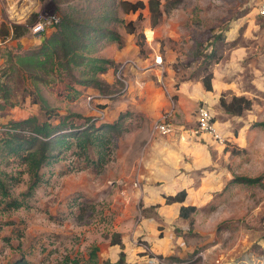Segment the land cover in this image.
I'll return each mask as SVG.
<instances>
[{
	"label": "rangeland",
	"instance_id": "obj_1",
	"mask_svg": "<svg viewBox=\"0 0 264 264\" xmlns=\"http://www.w3.org/2000/svg\"><path fill=\"white\" fill-rule=\"evenodd\" d=\"M89 2L0 0V174L6 177L13 197L21 198L31 182L20 159L6 154L7 142L14 141L1 129L4 124L29 116L44 121L50 113L54 115L50 117L52 123L63 116L75 118L73 114H80L92 116L97 124H111L122 114L128 132L113 135L107 174L115 180V187L121 185L118 175L132 172V166L138 176L123 178L127 196L122 199L127 206L111 207L117 204L114 198L120 197L113 195L104 201L100 195L105 185L112 187L109 178L93 173L90 164V170L81 171L86 162L78 157L71 168L67 158L75 148L61 152V160L44 169V182L34 195L25 198L27 206L10 210L0 206V264H12L22 256L31 264H86L93 247L98 249L100 263V244L109 241L116 232L114 225L124 223L127 213L138 220L142 216L150 222L153 218L160 220V205L152 202L157 199L155 190L168 180L157 174L168 175L175 172L173 167L183 170L188 164H197L200 169L193 171L194 175L204 174L207 189L217 191L211 196L194 192V201L201 204L208 198V203L188 218L168 223L173 224L176 234L171 254L182 257V264H240L243 259L246 264H261L255 258L264 255V184L229 182L234 176L264 175V129L252 126L264 122V17L257 13L264 0H182L153 27L155 35L149 43H142L139 37L140 31L150 27L147 8L140 11L138 19V12L125 14L117 7L118 17L136 23L137 35L126 32L123 23H111L124 44L107 42L91 54L114 62L100 76L103 83L99 87L80 85L65 72H54L46 76L47 81H35L21 70L3 73L12 63L11 55L40 47L39 34L30 29L34 23L51 22L41 33L48 36L55 31V20L70 8L92 11L95 3ZM212 50L217 62L204 58ZM156 56L162 58L157 67L152 65ZM125 59H131L134 66L125 68L123 76L130 84L123 90L115 71ZM206 66L213 74L210 101L201 97L204 89L200 79ZM138 79H144L145 84H137ZM179 88L184 94L180 93L181 110L175 94ZM187 90L197 95L196 104ZM4 93L7 99H3ZM220 96L226 101L232 96H245L252 102L251 109L240 115L227 113L219 104ZM162 99L169 102L168 110L173 108L170 123L174 129L166 135L153 130L167 109H161ZM202 105L212 112L218 138L195 132L197 107ZM94 152L91 148L90 156ZM154 158L159 161L151 170L145 160ZM213 169L215 175L210 172ZM81 194L87 198L82 200ZM165 213L174 218L176 210L168 208ZM130 230L126 229L127 234ZM170 236L165 230L160 241L163 248L170 246ZM176 258L159 257L180 264Z\"/></svg>",
	"mask_w": 264,
	"mask_h": 264
},
{
	"label": "trees",
	"instance_id": "obj_2",
	"mask_svg": "<svg viewBox=\"0 0 264 264\" xmlns=\"http://www.w3.org/2000/svg\"><path fill=\"white\" fill-rule=\"evenodd\" d=\"M89 1L91 4L92 1L95 3L92 11L86 12L70 8L58 19L54 32L45 37L41 34L38 35L42 40L40 47L23 54L11 55L9 61L12 63L6 70H3V73L21 70L28 73L35 81H47L46 76L54 72L59 74L65 72L80 85L99 87L103 83L100 76L107 72L114 62L109 58L92 56L91 54L97 47L101 48L107 42H115L120 46L124 44L121 34L112 27L111 23H123L126 32L137 35L136 23L133 20L125 21L123 18L118 17L116 8L120 7L125 14L138 12V19L141 17L140 11L147 8L150 27L153 29L160 22L163 15L168 14L182 0H148L146 3L143 0ZM139 37L143 43L145 41L143 31H140ZM223 37V35L218 36V38ZM204 58L209 59V61L213 59L214 62L219 60L215 57L214 50L209 54L205 53ZM209 64L208 62L207 65ZM75 73L79 76H76ZM212 78L213 74L207 71L206 66L200 82L207 92L213 90ZM5 98L7 99L8 96L4 93L3 99ZM219 104L227 113L232 115H240L245 110H250L252 106L251 100L245 96H232L230 101H226L220 96ZM45 107V101L42 100V108ZM1 108H3L2 104H0ZM46 114H49L47 110ZM73 115L75 118L60 117L58 123L50 122V117L54 116H51V113L49 118L44 121H40L36 116H29L1 126V129H4L8 137L14 141V144L7 142L6 154L20 159L25 165V171L29 174L31 180L28 189L21 193V198H18L12 196L6 177L0 174V206L5 210L27 206L25 198L34 195L36 188L44 182L42 179L44 169L50 168L59 162L61 152H67L72 148L76 149L67 158L71 168H73V164L77 163L76 157H78L86 162V166L79 168L81 171L90 170L89 164L96 175L104 171L110 161V146L113 135H123V133L128 132L127 127L123 124L122 114L111 124H97L98 122L92 116ZM252 126L264 129V122H257ZM91 148L95 150L94 156H90L89 150ZM263 178L264 175L258 177L234 176L229 183L253 186L262 183ZM14 182L18 183L20 180L15 179ZM186 196L185 189L179 190L174 195H163L165 202L168 204L173 202L183 203ZM196 211L195 206L182 205L179 209V216L186 219ZM160 236L162 235L160 234ZM109 244L119 246L118 259L115 262L108 259L103 260L102 264H127L121 235L117 232L112 234V237H109ZM97 250V247L92 248L86 264H99ZM178 262L180 264L184 263L183 260H178ZM12 264L31 263L22 256Z\"/></svg>",
	"mask_w": 264,
	"mask_h": 264
},
{
	"label": "crops",
	"instance_id": "obj_3",
	"mask_svg": "<svg viewBox=\"0 0 264 264\" xmlns=\"http://www.w3.org/2000/svg\"><path fill=\"white\" fill-rule=\"evenodd\" d=\"M141 78V77H140ZM142 79V78H141ZM139 81L136 80V83L139 84V82H142V84H145V80L143 79V81ZM131 83H134V78H132ZM203 87V86H202ZM204 89V88H203ZM180 90H182V88H179L178 91L175 92L176 95H178L177 98V107L178 110H181L180 107L183 105V91L182 93L179 92ZM187 92V96L191 97V100L194 99L193 104H196L195 99H197V95L193 94V93H189L188 90ZM182 95H181V94ZM209 92L204 90V93H202L201 97L204 101H210V99L212 100L213 96H209L208 95ZM210 94H213L210 92ZM128 95V94H127ZM182 96V97H181ZM163 103V107L165 108H161L162 110H165L167 108L168 105V101L166 100H161ZM168 110V108L166 109V111ZM157 143V142H156ZM155 143V144H156ZM157 146V145H155ZM140 160V158H139ZM143 160V157H141V160ZM147 161L146 163H149L147 166L151 168L153 165H157L156 163H158V159L156 160L155 158L153 160L149 159V160H145ZM141 163V162H140ZM109 164V163H108ZM107 164V165H108ZM134 165V164H133ZM151 165V166H150ZM51 168V167H50ZM199 168V166L197 164L195 165H191L188 164V168H184L182 169H178L175 170L176 167H173L172 169L175 172L171 171V175L170 174H161L158 173L157 177L162 179L167 177V182L166 185H161L160 188H157L159 190H155L154 195H157V199L154 200L152 202V204H159L160 207H158V213L160 215V220H156V219H152L151 222L148 221V219H146L144 216H142L139 220L135 218L134 215L132 214H128L125 217V222L124 223H120V224H116L115 226V230L117 233H119L121 235V239H122V243L124 246V252L126 254V261L127 264H152L150 262V258L151 256L154 257H165V255L171 256L174 255L175 257H177V260H181L182 257H179L177 254H171L174 250L173 248H171L172 246H175V241L176 240V234L174 233V229L175 227L173 226V224H171V226L168 224L169 222H173L174 219H176L178 221V218L181 219V217L179 216V209L180 206L184 205V206H195L196 209H202L203 206L202 205H206L209 201V199L207 198L206 200H204L201 204H198V202L194 201L195 199L192 198V195L194 194V192L196 191H201L204 195L207 196H211V194L213 193V191H217V190H210L207 189V179L205 180V176L204 174H200L196 176V174L194 175L193 171H198L197 169ZM200 169V168H199ZM109 170V165L105 167L104 171L99 174L100 177H102L104 179L105 178H109L108 179V183L112 184V187H107L105 185V188L103 190V192L100 193L102 199H104V201H109V198L111 196L114 195V197H120V198H114L116 201V205H111V207H120L121 205L127 206L128 202L125 199H122V197L127 196V189L124 187L126 186V182L123 178H131L135 175L138 176V172H134L135 167L132 166L131 170L132 172H128V174L123 175L122 173H120L118 175V180L120 181L119 184H123V186L121 185H116L113 179H110L111 177L107 174ZM206 174V170L202 171ZM211 174L216 173V171L213 169L210 171ZM206 177H208L206 175ZM181 189H185L187 196L186 199L183 203H179V202H173L171 204H166L165 199L163 197V195H174L176 194L179 190ZM86 191V190H85ZM222 191V190H221ZM220 191V192H221ZM144 194H146V192H143ZM82 195V194H81ZM87 197H83L82 195V200L86 199ZM101 199V198H100ZM101 199V200H102ZM148 206V205H147ZM168 208H172L173 210H176V214L174 215V218H170L165 211ZM128 220V221H127ZM154 221L156 222L154 225L155 227H153V223ZM159 221V222H158ZM159 226H164L160 231L158 230ZM130 228V234H127L126 229ZM165 230L170 231V246L163 248L162 244L160 243V241H162L163 239V233L165 234ZM162 234V236H160V234ZM181 238V237H179ZM137 239H140V242L137 241ZM151 251V252H149ZM120 252V248L118 245H110L109 241H104L100 244V250L98 253V259H99V264H102L103 260H110L111 262H115L118 259V253ZM202 255V254H201ZM101 257V258H100ZM246 261L243 259L242 262L240 264H246ZM252 262V260L250 261ZM200 261L196 262L195 264H199ZM239 264V263H238Z\"/></svg>",
	"mask_w": 264,
	"mask_h": 264
},
{
	"label": "built area",
	"instance_id": "obj_4",
	"mask_svg": "<svg viewBox=\"0 0 264 264\" xmlns=\"http://www.w3.org/2000/svg\"><path fill=\"white\" fill-rule=\"evenodd\" d=\"M258 15L264 17V6H262L257 11ZM58 22V19L55 20V24ZM53 24V23H52ZM51 25V22L45 23V22H36L31 26V32L33 34H41L46 30V26ZM154 30L150 27L148 29L143 30V36L144 40L149 43L150 41H153L154 39ZM162 62L161 56H156L154 58V62H152V65L159 66ZM127 66H134V63L131 59H125L122 62L119 63V66L117 67L115 74L117 76V79L122 83L123 90H126L129 87V80H127L126 74L124 73L125 68ZM125 74V77L123 76ZM161 84L163 85L164 82L161 81ZM173 114V108L172 110H167L163 113L162 116L154 123V131L166 135L173 132V125L170 123V119ZM213 115L209 107L207 106H198L197 107V113H196V124H197V130L195 132H200L201 134H209L214 136L215 138H218V133L215 130V123L212 121ZM262 183L264 184V178L262 180ZM261 257V258H260ZM260 258V259H259ZM255 260L259 261L261 264H264V255L258 256L255 258ZM253 261V260H252ZM150 262L152 264H171L167 263L157 257L151 256Z\"/></svg>",
	"mask_w": 264,
	"mask_h": 264
}]
</instances>
